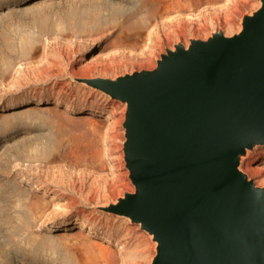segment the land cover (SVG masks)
Here are the masks:
<instances>
[{
	"label": "rangeland",
	"instance_id": "rangeland-1",
	"mask_svg": "<svg viewBox=\"0 0 264 264\" xmlns=\"http://www.w3.org/2000/svg\"><path fill=\"white\" fill-rule=\"evenodd\" d=\"M236 1L223 11L209 7L193 21L171 24L158 18L164 9L149 17L143 0H0V264H68L65 252L86 246L110 252L117 246L121 264L151 263L156 245L139 225L95 208L135 190L123 153L126 106L76 80L152 70L176 44L188 46L220 30L232 35L259 3ZM148 2L184 9L178 8L182 0ZM76 27L92 37L69 36ZM120 34L131 51L148 43L143 60L108 62L105 54L117 48ZM150 34L151 41L138 46ZM40 98L47 99L39 104ZM57 116L71 117L79 130L92 122L101 134L70 146L77 133L67 128L61 140L66 155L48 164L35 155L50 142ZM241 171L264 187V146L248 152ZM35 200L41 201L38 208L32 206ZM79 221L86 227L73 224ZM130 251L139 253L132 262Z\"/></svg>",
	"mask_w": 264,
	"mask_h": 264
},
{
	"label": "water",
	"instance_id": "water-1",
	"mask_svg": "<svg viewBox=\"0 0 264 264\" xmlns=\"http://www.w3.org/2000/svg\"><path fill=\"white\" fill-rule=\"evenodd\" d=\"M182 2L194 12L215 0ZM259 4L238 32L176 44L152 70L76 80L126 106L123 153L135 190L95 208L152 238L150 264H264V187L241 171L248 152L264 146Z\"/></svg>",
	"mask_w": 264,
	"mask_h": 264
},
{
	"label": "bare ground",
	"instance_id": "bare-ground-1",
	"mask_svg": "<svg viewBox=\"0 0 264 264\" xmlns=\"http://www.w3.org/2000/svg\"><path fill=\"white\" fill-rule=\"evenodd\" d=\"M197 3H200L201 0H194ZM229 3H231V7L235 6V3L237 2L236 0H215V3L212 4L211 7H213L215 10L223 11V9L226 7H230ZM144 4V10L145 13L150 17L152 16L155 12H158L160 10L166 11V12H171L170 16H167L166 18L163 19L164 22H169L171 24H180L182 21H193L200 15H203V12L209 11V7H201V8H196L194 12H192L191 8H189L188 5H184L183 7H178V8H184L181 10H174L173 7L171 8L172 5L170 4H165L163 2L159 3H153V2H148V0H143ZM257 7L260 6L259 3L256 4ZM235 29V28H234ZM233 30L232 26H228L226 29V32L229 34ZM90 30L85 29L84 27H76L75 29H72L70 32L69 36L76 37V38H81V39H90L92 35L90 34ZM67 35V36H68ZM152 34L149 35L147 41H151ZM148 44V43H147ZM147 44L145 46H142L140 50H135L131 51L128 50L126 46H131V43H124V38L120 41L119 45L116 46L114 50H111L110 52H106V57L108 62L111 60H118V59H125L126 61H140L143 60L145 55L147 54L144 49H147ZM132 48V47H129ZM149 49V47H148ZM108 51V50H107ZM125 51V52H124ZM35 51L33 49L30 50V59L33 58ZM144 57V58H143ZM145 61V60H144ZM47 98H40L39 104ZM38 101V100H37ZM32 108H29V110ZM34 109V108H33ZM88 117V116H87ZM50 121V120H49ZM52 135H51V140L49 143L45 144L41 151H38L35 155V157L39 160H44L48 164H53L55 162H58L63 158L64 154L66 155L65 148L61 152V140L62 137L65 133V130L67 128H71L73 132L75 131L77 134H71L70 137V142L69 145L77 146L80 144L82 139L85 136L91 135L95 137H100V127L96 126L95 124H92V122L86 121L83 123V129L79 130L76 128L75 123L73 122V119L69 116H57L56 121L54 124H52ZM85 155H79L77 158H84ZM114 176V175H113ZM101 181L105 180V177L102 175H99ZM111 179V178H110ZM113 180V179H112ZM41 201L35 200L32 202V206L34 208H38V204H40ZM29 208H30V202H29ZM74 225H76L79 229H83L86 227L85 221H79V222H74ZM63 225L62 223L59 225L61 227ZM86 246V245H85ZM83 249V247H82ZM85 251V252H84ZM84 251H79L78 249L72 250L68 249L65 254H64V259L68 264H101V262H104L105 264H121L123 261L119 259L115 260L113 257V253L108 251V249L104 247L98 248L97 251L90 249L89 247L86 246L84 248ZM139 253H135L134 251H130L128 253V260L132 262V260L135 259V257H138ZM121 263H120V262ZM128 261V262H129ZM124 263V262H123ZM131 264V263H129Z\"/></svg>",
	"mask_w": 264,
	"mask_h": 264
}]
</instances>
